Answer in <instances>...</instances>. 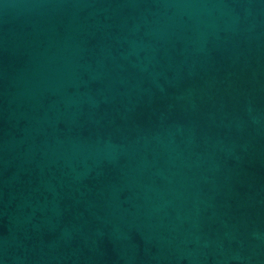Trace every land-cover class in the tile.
Wrapping results in <instances>:
<instances>
[{
    "label": "water",
    "instance_id": "obj_1",
    "mask_svg": "<svg viewBox=\"0 0 264 264\" xmlns=\"http://www.w3.org/2000/svg\"><path fill=\"white\" fill-rule=\"evenodd\" d=\"M0 264H264V0H0Z\"/></svg>",
    "mask_w": 264,
    "mask_h": 264
}]
</instances>
